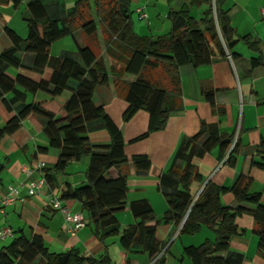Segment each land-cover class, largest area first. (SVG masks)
I'll return each instance as SVG.
<instances>
[{"label":"trees","instance_id":"trees-1","mask_svg":"<svg viewBox=\"0 0 264 264\" xmlns=\"http://www.w3.org/2000/svg\"><path fill=\"white\" fill-rule=\"evenodd\" d=\"M93 1L91 6V0H76L69 10H65L63 6L53 8L45 0H30L27 36L23 38L6 27L12 46L0 53V100L11 109L6 96L14 93L15 101H21V107L4 126H0V141L13 134L23 120L32 117L41 125L48 146L60 149L55 166L57 171L64 172L70 163L88 156L86 183L74 188L65 187L61 198L81 202L88 223L94 226L96 237L104 245L108 237L119 235L125 250L146 253L152 259L163 248L156 236L160 223L181 225L180 233L184 235L196 234L202 227H207L213 231L214 239H207L197 246H185V257L193 264H241L242 254L232 257L228 253L230 240L244 234L236 223L237 216L251 213L259 231L258 250L264 256V206L260 203L261 194L250 191L252 178L249 175L240 174L231 187L209 181L196 200L190 189L193 181L203 183V177L193 163L194 157H201L218 147V158L235 165L238 153L237 141L232 146L235 132L220 133L217 125L203 121L196 135L182 139L169 168L159 177L158 188L168 209L161 219H157L146 198L128 205V175L122 169L131 162L137 174L146 175L151 167L150 158L146 154L128 158L122 129L103 105H97L93 100L96 86L107 84L109 74H113L115 86L128 104L123 121H130L139 110L149 114L147 132L134 141L144 139L162 130L177 110V99L181 94L180 67L206 65L214 57H226L227 53L232 58L239 57L232 52L237 43L242 41L254 49L255 38L237 36L227 0H188L179 9H170L171 31L155 37L139 36L135 32L133 0ZM172 1L169 0V5ZM20 2L13 0L16 7ZM202 6L205 9L201 18L191 15L192 7ZM100 25L105 27L109 67L104 57L99 56L98 47L94 50L87 44L78 47V59L68 52L57 57L50 55L52 43L73 36L77 30L98 46ZM263 64L260 56L251 60L252 70ZM127 75L134 79L127 80ZM37 92L50 97L26 101L28 93ZM66 92L69 93L67 99L58 102L56 98ZM205 98L215 110L214 91H205ZM94 122H100L107 130L109 143L90 142L89 125ZM204 137L206 139L199 145ZM251 164L264 168V138ZM4 168L0 161V174ZM228 191L235 195L240 206L233 208L222 204L221 196ZM243 203L254 205L256 209L244 208ZM127 206L137 221L121 229L116 213ZM0 264H111V257L107 249L98 257L84 256L77 248L50 252L40 235L28 237L22 231L8 245L0 247Z\"/></svg>","mask_w":264,"mask_h":264},{"label":"crops","instance_id":"crops-1","mask_svg":"<svg viewBox=\"0 0 264 264\" xmlns=\"http://www.w3.org/2000/svg\"><path fill=\"white\" fill-rule=\"evenodd\" d=\"M30 0H21L16 7L13 0L0 2V53L12 46V40L6 32V27L12 28L18 35L25 38L28 32L26 19L29 17L28 3ZM137 6L145 7L148 14V28L163 32L171 31V21L168 18L170 9H179L188 0L174 1L167 9L159 6V0L153 3L155 8H148L147 1L133 0ZM152 0H148L151 2ZM53 8L63 6L69 10L75 3L73 0H45ZM231 7V22L237 36L251 35L257 44L254 49L240 41L232 49L239 57L232 58L229 53L226 57L216 56L211 63L194 67L185 65L179 68L181 94L175 110L159 131L151 133L148 137L134 141L144 134L149 126V114L139 110L134 117L123 121V113L127 102L122 93L115 86V77L109 74L107 84H99L94 90L93 100L97 105H103L105 111L119 126L124 135L125 153L128 158L137 154H146L151 160L150 170L146 175H139L131 162L123 166V171L128 175L127 203L146 198L150 201L154 215L161 219L168 209V203L158 188L159 177L167 170L174 154L183 138L191 137L199 132L200 125H217L220 133L235 132L238 153L234 166L218 158V147L206 152L201 157H194L193 163L203 177V183L193 181L190 189L196 196L204 184L213 183L231 187L240 174H247L252 178L250 191L261 194L260 203L264 206V168L251 164L258 147L264 138V64L252 70V58L261 57L264 61V18L262 8L264 0H227ZM22 11L20 12V10ZM205 6L192 7L191 15L202 17ZM158 17V18H157ZM162 18V29L154 27ZM17 20V26L12 22ZM158 26V25H157ZM142 29V26L139 27ZM137 30V29H136ZM99 32V28H98ZM138 34L141 32L137 31ZM99 34V33H98ZM163 34H152L157 36ZM75 50L69 47L61 49L60 53L50 55L57 57L68 52L78 59L79 46L86 44L94 50L98 47L99 56H103L108 67L110 60L106 55L104 38L98 36L99 45L88 43V39L81 30L73 34ZM52 47V45H51ZM110 70V69H109ZM133 80L131 75L125 76ZM214 91L215 110L205 98V91ZM69 93L56 99L63 103ZM7 101L11 104L9 109L5 102L0 100V126H4L21 107V101H15V94L9 93ZM50 97L44 92L28 93L26 101L42 100ZM88 137L91 143H109L110 135L100 122L89 125ZM206 139L204 137L199 145ZM47 148V149H46ZM60 149L49 147L48 138L41 125L32 117L22 121L20 127L11 135L3 137L0 141V161L5 168L0 174V233L10 227L13 236L0 237V247L8 245L20 232L31 237L40 235L50 252L61 253L71 248H77L84 256L98 257L106 249L111 257V264H149L151 258L146 253L127 251L119 241V235L110 236L105 240V245L100 241L90 223L79 229L76 235H71L64 228V218L60 211L55 210L47 203L46 195L49 193L61 196L67 186L78 187L86 183V171L89 166V157L85 156L80 161L68 165L64 172L55 169ZM44 165H41V164ZM27 170H29L27 172ZM48 176L47 183L39 194L30 196L27 184L41 175ZM13 190L18 192L15 194ZM8 196H15L14 202L3 205V200ZM224 205L236 208L240 206L235 195L228 191L221 196ZM63 203L73 211L82 210V204L77 200H65ZM242 206L255 210L254 205L243 203ZM121 229L136 223V219L129 209L116 213ZM151 223H154L152 221ZM236 223L244 234L235 235L230 240V253L234 257L242 254L241 264H264V256L258 250V229L251 213H242L236 218ZM181 225L174 223H160L156 236L162 244L163 262L159 264H193L185 257L184 247L200 245L207 239H214V233L207 227L193 235L180 233Z\"/></svg>","mask_w":264,"mask_h":264},{"label":"built area","instance_id":"built-area-1","mask_svg":"<svg viewBox=\"0 0 264 264\" xmlns=\"http://www.w3.org/2000/svg\"><path fill=\"white\" fill-rule=\"evenodd\" d=\"M136 11L138 12L140 18L142 19L148 18V14L145 10V7H138ZM262 16L264 18V7L262 8ZM235 142H236V138L234 139L232 146L235 144ZM41 165H44V164L42 163ZM28 171L29 170H27V172ZM46 183H47V180L44 174L35 180L29 181L27 184L29 195L34 196V195L39 194L40 190L44 187ZM202 189L194 197V200L198 198ZM13 191L15 194L18 192L17 190H13ZM46 198H47V203L49 206H51L55 210L60 211L62 213L63 218H64V228L68 233H70L71 235H76L79 229H82L85 226H87L88 219L82 210H79V211L71 210L69 207H67L63 203V199L61 198V196L58 194H54L53 192L47 194ZM14 200H15V196H8L3 200L2 204L8 205L14 202ZM8 236H13V230L10 227L4 228L0 233V237L3 239ZM162 255H163V252H160L159 254H157L155 257H153L150 260L149 264H159V261Z\"/></svg>","mask_w":264,"mask_h":264},{"label":"rangeland","instance_id":"rangeland-1","mask_svg":"<svg viewBox=\"0 0 264 264\" xmlns=\"http://www.w3.org/2000/svg\"><path fill=\"white\" fill-rule=\"evenodd\" d=\"M73 1H76V0H73ZM144 1L145 2L147 1L148 8L151 9V8H155L153 6V3H155L158 0H152L151 2H148V0H144ZM176 1L177 0L174 1V4H175ZM93 3H94V1L91 0V6L93 5ZM136 5H137L136 2L133 1L132 2V5H131L132 10L134 11V13L132 15V20H133V25H134L135 32L137 34H138L137 31L141 32V34H138L139 36H150L152 34H160V33L161 34H165L166 31H168V28H165V30L163 32H160V30H153V31H151L148 28V18L147 19L146 18L145 19L140 18L138 12L136 11V9L139 6H137V8H136ZM159 6L161 8L167 9L169 7V0H159ZM142 7H144V6H142ZM21 11H22V9L20 10V12ZM167 11H168V9H167ZM197 18L199 19V16ZM162 22H163V19L160 18L158 24H156L154 27H158V28L160 27V29H162ZM12 23L17 26V20L16 19ZM140 26H142V29L139 28ZM104 28L105 27L102 26V25L99 26V32H98L99 34H98V36L100 35V37H102V38H104V34H105ZM27 34H28V32L26 33V36H27ZM88 43H92L93 44L92 39H88ZM69 47L71 49L75 50V42H74V39H73L72 36H65L62 39H59V40L55 41L54 43H52V47H50L51 54L55 55L56 53L57 54L60 53L62 48L63 49L66 48V49L69 50Z\"/></svg>","mask_w":264,"mask_h":264}]
</instances>
